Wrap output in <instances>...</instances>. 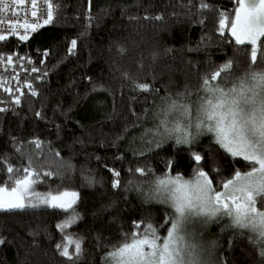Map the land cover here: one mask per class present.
Instances as JSON below:
<instances>
[{"label": "trees", "instance_id": "trees-1", "mask_svg": "<svg viewBox=\"0 0 264 264\" xmlns=\"http://www.w3.org/2000/svg\"><path fill=\"white\" fill-rule=\"evenodd\" d=\"M203 2L209 8L201 11V0H53L51 23L27 40L0 41V108L6 109L0 112V181L7 179L9 165L25 166L37 154L32 141L39 140L43 155L72 168L61 176L41 177L37 192L79 194L74 205L79 218L63 230L57 225L70 219L71 210L0 213V239L5 241L0 264H104L105 255L132 231L133 221L149 216L154 224L162 221L165 206L145 202L135 187L125 190L143 179L129 170L150 168L162 175L171 158L177 161V174L191 179L196 165L172 141L156 147L153 114L160 113L165 97L187 103L202 96L203 78L229 61L233 67L221 74L222 87L259 70L251 63L250 45L235 44L227 29L223 36L219 32V14L234 17L236 0ZM73 40L77 47L70 53ZM144 83L149 92L137 89ZM17 96L19 105L12 102ZM192 148L207 157L205 170L215 163L222 172L216 186L235 169L246 170V162L231 157L211 135L201 136ZM109 169L121 172V188H112ZM89 177L94 183H86ZM240 232L224 240L218 252L222 264L262 259L259 247ZM65 235L81 241L79 259L60 255L56 245L67 244ZM69 252L75 258L74 244Z\"/></svg>", "mask_w": 264, "mask_h": 264}, {"label": "snow or ice", "instance_id": "snow-or-ice-1", "mask_svg": "<svg viewBox=\"0 0 264 264\" xmlns=\"http://www.w3.org/2000/svg\"><path fill=\"white\" fill-rule=\"evenodd\" d=\"M11 5L22 6L25 0H10ZM234 17L231 14H219V32L223 36L225 29L237 45L251 46V63L259 70H250L236 84L225 90L221 86L222 73L232 70V62L225 63L219 70L203 78V92L191 104L179 99L165 97L159 114H153L160 121L156 126L152 142L157 148H162L168 141L180 150H186L195 162L196 170L191 179L177 174V161L169 159L165 163L167 171L155 175L150 168L130 169L133 175L143 178L137 184H129L130 190L135 187L147 202L166 205V215L158 224L152 218L132 222V231L126 234L121 243L114 245L104 259V264H208L204 258L211 254V248L205 247L203 229L209 225L227 218L226 228L241 230L240 234L250 239V243L259 247L258 264H264V0H236ZM33 22H20L19 12L10 8L8 0H0V15L11 13L16 19L7 21V30L18 35V29H23L20 40H27L29 31L36 32L38 28L49 24L54 19L53 0H47L46 18L41 24L35 11L36 0H31ZM209 5L201 0V11ZM231 17V18H230ZM161 19V17H156ZM5 20L0 18V26ZM0 30H3L0 28ZM7 39L0 35V41ZM77 47V42H71V53ZM261 51V63L257 64V52ZM9 65L12 57L6 58ZM31 63V61H29ZM32 72L39 71L36 68ZM220 83L212 84L211 81ZM26 87L31 89V84ZM137 89L149 92L147 83L137 84ZM9 95L12 89H4ZM20 92L19 89H16ZM36 95L35 90L31 93ZM20 95L24 93L20 92ZM13 103L19 105L17 96ZM6 109L0 108V112ZM37 116L40 113L36 114ZM167 117V118H165ZM127 128V126H125ZM124 133L121 134L123 137ZM211 135L215 144L219 145L233 158H239L243 164L241 171L235 169L232 175L217 185L216 177L222 172L213 163L207 170L203 161L207 157L194 151L192 145L201 136ZM156 137H159L157 139ZM32 144L38 150L34 156L27 158L25 166L6 168L7 179L0 181V213L22 211L26 208H37L41 205L61 209L65 213L71 210L70 219L57 225L63 230L74 223L79 214L74 205L79 200L75 191H49L46 195L37 192L36 186L42 183L41 177L51 178L61 176L71 170L72 166L62 159L49 160L42 154V142L33 140ZM60 157V153H55ZM55 169L53 171L52 169ZM0 171H3L0 168ZM114 177L111 186L121 188V172L109 169ZM86 183L92 184V178H86ZM145 185L147 188L145 189ZM223 188V191L220 190ZM67 244L61 247L60 255L69 261L79 259L82 245L79 239L73 241L65 235ZM5 241L0 239V244ZM74 244L75 258L69 252V246ZM219 264V261H216Z\"/></svg>", "mask_w": 264, "mask_h": 264}, {"label": "rangeland", "instance_id": "rangeland-1", "mask_svg": "<svg viewBox=\"0 0 264 264\" xmlns=\"http://www.w3.org/2000/svg\"><path fill=\"white\" fill-rule=\"evenodd\" d=\"M228 33L230 34L229 31H228ZM211 83L212 84H217L216 81H211ZM231 86H233V85H231ZM227 88L228 87H225V90H227ZM203 95H205V93H203ZM192 101H194V100H192ZM192 101L187 102V103L188 104H191ZM165 118H167V117H165ZM159 123H160V121L158 119H155V122L153 124L154 127H153L152 134L155 133L156 126ZM156 138L159 139V137H156ZM221 191H223V188H222ZM69 192H72V191H69ZM43 195H45V194H43ZM138 195L141 196L142 199L145 202H147L145 200L144 196H142L141 194H138ZM148 203H150V202H148ZM151 204H156V205H161V206L167 207L166 205L159 204V203H155V202H151ZM40 207H47V206L41 205ZM229 222L230 221H228L227 218H225V220L221 221L219 224L213 223V224L209 225L207 228L203 229L205 247L206 248H211V254L206 255L204 257L208 261V264H216V261L217 260L219 261V264H222V262L220 261L218 252L220 251L224 240L227 239L232 232H234V231H241V230H238V229L226 228L225 225L227 223H229ZM218 228H220V229H218ZM215 230H217V231H215Z\"/></svg>", "mask_w": 264, "mask_h": 264}, {"label": "built area", "instance_id": "built-area-1", "mask_svg": "<svg viewBox=\"0 0 264 264\" xmlns=\"http://www.w3.org/2000/svg\"><path fill=\"white\" fill-rule=\"evenodd\" d=\"M9 7L18 10L19 12V19L20 22L23 23L24 20H28V22H33L34 18L31 16V12L33 11L31 7V0H25V4L22 6L11 5L10 0H8ZM37 7L35 11L37 12L38 17L40 18V23L43 24V19L46 18V11H47V1L46 0H36ZM0 18L5 20V25L0 26L3 30H0V35H5L7 39L15 38L19 39V35H23L24 30L18 29V35H13L9 30H7V21L8 20H15L16 17H13L11 13H4L0 15ZM44 26V25H43ZM41 28V27H40ZM33 32L29 31L27 33L28 38L31 36ZM20 40V39H19ZM24 41V40H21Z\"/></svg>", "mask_w": 264, "mask_h": 264}]
</instances>
